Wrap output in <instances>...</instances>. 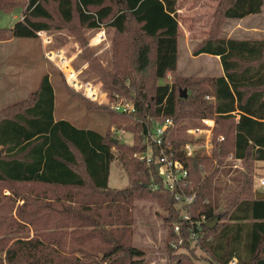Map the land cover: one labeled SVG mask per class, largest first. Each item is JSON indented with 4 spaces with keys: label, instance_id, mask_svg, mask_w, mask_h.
I'll return each mask as SVG.
<instances>
[{
    "label": "trees",
    "instance_id": "obj_1",
    "mask_svg": "<svg viewBox=\"0 0 264 264\" xmlns=\"http://www.w3.org/2000/svg\"><path fill=\"white\" fill-rule=\"evenodd\" d=\"M25 1L22 18L8 29L12 36L35 37L39 30L63 27L72 30L86 52L82 29L111 27L126 40L114 46L111 68L94 58L91 65L109 93L134 102V112L119 113L69 92L88 108L105 109L110 124L132 133L133 142H114L108 130L100 133L56 120L54 90L47 74L25 99L1 109L0 183L35 186L30 192L11 188L23 203L17 208L18 221L9 222V229L14 233L30 226L35 235L17 238L10 245L6 243L10 237H2L0 253L4 252L6 264H143V249L130 242L129 208L140 199H152L166 212L165 248L170 264H197L192 259L196 248L209 264H228L232 258L236 264H264V198H255L252 190L253 163L264 160V39L217 35L224 19L258 14L264 0H216L209 36L193 49V55L219 57L223 73L216 77L176 73L178 0ZM18 5L0 2V11ZM120 53L128 54L129 60ZM167 74L172 75L171 82H163ZM184 87L189 92L182 98ZM165 118L172 124L164 135L163 149L173 152L187 169L183 192L195 194L190 204L181 207L163 188L156 165L134 156L146 148L153 122ZM203 118L215 123L211 153L185 156L181 147L192 136L185 129L201 125ZM230 155L241 168L232 178L235 187L227 190L219 185V178L230 170L226 167L232 162ZM115 159L128 179L122 188L108 184ZM182 213L192 220L201 215L206 222L216 215L219 220L212 228L203 223L194 242L185 227L180 236L172 231V223ZM84 226L89 229H78ZM179 237L182 243L172 247L171 241ZM65 243L72 245L70 252Z\"/></svg>",
    "mask_w": 264,
    "mask_h": 264
},
{
    "label": "rangeland",
    "instance_id": "obj_2",
    "mask_svg": "<svg viewBox=\"0 0 264 264\" xmlns=\"http://www.w3.org/2000/svg\"><path fill=\"white\" fill-rule=\"evenodd\" d=\"M12 1L14 3L10 0L0 1L3 2L4 6L20 4L14 6L10 11H0V30H3L0 36V110L25 99L29 93L38 88L42 76L47 74L54 90L53 115L56 120L65 119L78 128H91L100 133H106L108 130L110 135L118 141L132 143V133L117 129L115 124H110L105 109L88 108L83 100L73 94L76 93L88 101L91 100L73 90L67 81L68 73L73 71L78 81L88 82L96 91L102 90L104 94H109L104 88L100 75L92 67L91 60L94 58L102 67L111 68L114 46L116 43L122 44L126 40L117 37L111 27L82 29L81 34L86 40V52L84 46L73 35L72 30L63 27L45 30V35L51 39L48 44H45L43 40L46 37L44 35V37L38 34L35 37L12 36L8 29L21 19L26 3L25 0ZM190 1L192 3L187 5L185 0H181V12L178 10L179 38L176 73L181 77H216L222 75L221 63L217 57L208 54L193 55L195 45L209 36L217 1L212 0L214 1L213 4L210 1L203 3H200L201 0ZM190 5L197 6L198 9L186 11L184 8ZM217 35L225 38L264 39V5L260 13L246 16L241 20L224 19L219 25ZM48 49L63 53V57L68 59V65L63 67L57 56H53V60L47 58L45 53ZM119 55H124L129 60L128 54L120 53ZM172 80V75L167 74L163 82H171ZM151 81L155 82L153 79ZM70 89L74 91L73 94L69 92ZM183 89H186L188 94L189 90L186 87ZM94 103L101 105L98 102ZM187 124L190 125L189 122ZM113 150L116 151L114 147ZM233 163H230L231 166L226 165L230 169L229 172L219 178V185L227 190L235 187V181L232 178L236 176V171L239 168L232 166ZM234 164L241 167L238 162ZM260 172L261 167L254 162L252 190L263 192L264 186L256 181V176ZM127 183V175L118 160L115 159L110 164L108 184L112 188H122ZM12 187L15 191L30 192V189L35 186L0 183V239L10 237L6 241L7 245H10L17 238L28 239L35 235L34 229L30 226L14 233L9 229L11 227L9 222L18 221L17 208L23 203L19 196L14 197ZM35 189L40 191L39 187ZM11 203H14L12 207L9 206ZM129 209L133 217L130 225L132 230L130 242L132 245L143 249V264H170L165 248L168 233V225L164 219L166 212L152 199L134 200ZM26 212L29 214L31 209L27 208ZM78 229L85 231L89 227L84 226V229L83 227ZM109 229L111 228H106V230ZM76 234L82 235V232L78 231ZM76 234H73V237ZM64 238L68 239L67 237ZM65 248L66 251L70 252L73 247L70 243H65ZM73 252V255L81 256L78 252ZM203 255L196 248L195 257L192 259L197 264H209ZM98 257H100L99 254ZM0 258L1 264H6L4 252L0 253ZM103 264L107 263L103 262Z\"/></svg>",
    "mask_w": 264,
    "mask_h": 264
},
{
    "label": "built area",
    "instance_id": "obj_3",
    "mask_svg": "<svg viewBox=\"0 0 264 264\" xmlns=\"http://www.w3.org/2000/svg\"><path fill=\"white\" fill-rule=\"evenodd\" d=\"M36 34L41 37L43 35L46 36H43L44 39L42 38L45 44H48L51 41L50 37L45 35L46 33L44 30H39ZM45 54L50 60H53V56H57L63 67L68 65V59L63 57V53H60L59 51L48 49ZM68 76L69 78L67 81L70 87L89 100L98 102L99 104L107 106L119 113L129 114L135 111V105L131 99H125L118 93L104 94L102 90L96 91L88 82L78 81L77 76L73 71H70ZM209 98V96H206V99ZM212 99L214 98L212 97ZM171 124L172 120L169 118L155 120L152 128L146 134V148L143 151L134 153V156L140 161L146 162L148 165L153 163L158 166V169H156L161 178L163 188L171 193L176 205L181 207L182 205L190 204L194 200L195 194H185L183 192L182 186L185 184V180L188 176L187 169L179 159L173 157V152L167 154L163 149L164 135ZM214 126L215 123L213 119L203 118L201 119V125L191 126L185 129L186 133L192 135L191 141L185 143L181 147L185 156L193 157L195 155H210L212 148L211 137ZM218 139L223 140V137L220 136ZM155 149H157L158 152L155 151ZM228 159L234 163H240L238 159H233L231 155ZM234 163L232 166L241 168L240 165ZM227 166L231 165L228 164ZM256 181L260 185H264V177H257ZM205 222L206 219L204 215H201L198 220H192L187 213H182L180 219L172 223V231L180 236L181 229L185 227L189 232L190 238L195 242L202 229V224ZM192 226H195V228ZM181 243L182 237H179L177 242L171 241L170 244L172 247H176L177 244L179 245ZM228 264H236V258H232Z\"/></svg>",
    "mask_w": 264,
    "mask_h": 264
},
{
    "label": "crops",
    "instance_id": "obj_4",
    "mask_svg": "<svg viewBox=\"0 0 264 264\" xmlns=\"http://www.w3.org/2000/svg\"><path fill=\"white\" fill-rule=\"evenodd\" d=\"M204 1H210L211 4H213V2H214L212 0H201L200 3H203ZM185 3L188 5V4H191L192 2L190 0H185ZM177 6L179 8L178 10L181 12V10H180L181 0L177 1ZM184 9L189 12V10H197L198 8H197V6L193 7L192 5H190L188 7H185ZM252 15H254V14H252ZM248 16H250V15H248ZM241 19H243V18H241ZM241 19H238V20H241ZM229 20H231V19H229ZM208 55H210V54H208ZM215 57H217L219 59L218 56H215ZM255 164L261 167V172L256 177H264V160H257V161H255ZM261 186H264V185H261Z\"/></svg>",
    "mask_w": 264,
    "mask_h": 264
},
{
    "label": "water",
    "instance_id": "obj_5",
    "mask_svg": "<svg viewBox=\"0 0 264 264\" xmlns=\"http://www.w3.org/2000/svg\"><path fill=\"white\" fill-rule=\"evenodd\" d=\"M186 96H187L186 89H182V91L180 92V97L185 98ZM117 141H118L117 139H114V142ZM156 168L158 169V166H156ZM254 196L255 198H264V192L255 191ZM218 220H219L218 216L217 215L214 216L212 219L206 222L207 227L212 228L218 222Z\"/></svg>",
    "mask_w": 264,
    "mask_h": 264
}]
</instances>
